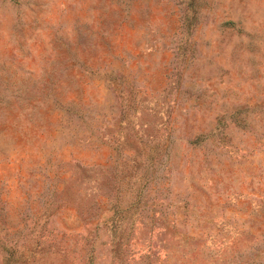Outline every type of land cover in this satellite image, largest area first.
Listing matches in <instances>:
<instances>
[{
    "label": "rangeland",
    "instance_id": "1",
    "mask_svg": "<svg viewBox=\"0 0 264 264\" xmlns=\"http://www.w3.org/2000/svg\"><path fill=\"white\" fill-rule=\"evenodd\" d=\"M0 264H264V0H0Z\"/></svg>",
    "mask_w": 264,
    "mask_h": 264
}]
</instances>
